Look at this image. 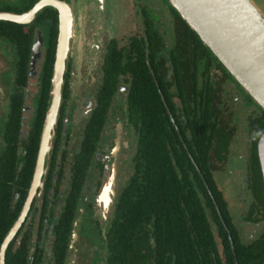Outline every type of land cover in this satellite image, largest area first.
<instances>
[{"label":"flooded vegetation","instance_id":"flooded-vegetation-1","mask_svg":"<svg viewBox=\"0 0 264 264\" xmlns=\"http://www.w3.org/2000/svg\"><path fill=\"white\" fill-rule=\"evenodd\" d=\"M155 1H159L162 6H156L154 10H149V7L139 9L140 34L128 37L125 47H118L113 38L107 40L99 58L100 71L109 43L114 42L117 48L126 49L132 38L139 39L148 27L149 32L153 30L151 33L161 39L156 58L158 75L162 74V80L170 86V92L174 93L172 101L178 109L180 100L171 78L175 71L167 53L174 48V17L168 1ZM80 2L81 0H0L1 15H13L23 20V23L0 20V59L2 56L5 59L0 60V70L5 69L3 77L8 81L7 97L1 108L6 117L10 103L13 100L19 103L21 128L18 132L17 152L21 155L36 117V108L42 92L43 69L47 67L49 51L52 61L48 95L54 69L58 68L59 63L60 71L62 70L59 107L50 148L44 160V175L41 177L40 186L29 199L23 220L5 249V254L9 245L12 253L16 248L21 249V237L27 233L29 246L24 253V264H32L34 261L38 264H88V260L92 264H108L105 257L106 248L102 250L99 243L100 237L105 233L103 227L105 225L107 228L110 221L113 206L110 202L107 213L104 217L102 214L101 218L95 214V210L102 212L100 197L108 180L112 181L111 191L115 189L114 192L118 195L136 175L134 171L137 134L131 125L127 124L126 118L128 83L123 82L122 76L118 77V83L111 96L104 95L108 102L103 105L98 102L100 82L92 94L82 93V89L74 88L80 82V70L87 69L88 66L87 61L83 59H92V56L84 57L81 53L92 41L91 38L85 37L82 31V26H88L91 21L86 13L82 17L85 7L79 5ZM39 4L41 7L31 17L29 14ZM60 12L67 15L66 50L60 35V28L61 31L65 28ZM117 16L118 12H115V21ZM9 23L14 25H5ZM166 23L168 26L164 27ZM167 32L168 35H165ZM97 56L96 49L95 59ZM19 67L25 68L23 79L17 78ZM150 73L157 86L154 75ZM209 75L214 114L211 120L215 124L216 134L214 145L208 153L204 174L198 172L196 166L194 168L207 195L211 194L206 182L207 179L211 181L230 217L238 243L248 246L264 234V185L257 157V142L264 136V112L226 70L218 69L212 64ZM201 79L198 74L197 81L200 84ZM82 82L83 78L80 86ZM45 111L46 109L41 130ZM123 130L125 133L121 135ZM218 135L222 137L221 140ZM222 140L224 145V142H219ZM252 149L256 157L254 165L251 158ZM192 162L190 159V163ZM140 163L141 161L139 166ZM119 172H122L120 187L117 184L120 180ZM32 175L13 224L28 200ZM232 193L235 194V204L239 206L234 217L230 215L228 200L229 194ZM197 194L203 203L202 194L199 191ZM114 196L109 194V198ZM112 200V203L115 202V197ZM70 212L72 213L68 215ZM63 214L69 219V234L65 243L62 242L57 247L56 228ZM221 225L236 264L230 231L223 222ZM216 243L220 247L218 240ZM61 246L64 249H61ZM62 251L59 263L58 257Z\"/></svg>","mask_w":264,"mask_h":264},{"label":"trees","instance_id":"trees-1","mask_svg":"<svg viewBox=\"0 0 264 264\" xmlns=\"http://www.w3.org/2000/svg\"><path fill=\"white\" fill-rule=\"evenodd\" d=\"M170 10L175 23L174 48L167 53L175 71L171 78L180 108L177 109L172 101L174 93L170 92V86L162 80V74L158 75L157 48L162 42L151 33L153 30L149 32L146 27L143 35L139 39L132 38L126 49L117 48L114 42L109 43L102 61L98 102L100 105L108 102L104 95L111 96L118 77L122 76L123 82L129 86L127 124L134 129L137 139L136 175L115 196L111 218L107 228L103 227L105 233L100 237L99 245L102 250L106 248L108 264H234L229 241L221 225L223 222L230 231L236 264H264V234L248 246L240 245L220 195L208 179L206 183L211 195H207L194 168L196 166L198 172L204 174L216 134L211 120L214 114L210 66L213 64L225 70L174 9L170 7ZM5 25L11 27L14 24ZM51 61L49 51L36 117L23 145V155L17 152L21 128L19 103L16 100L10 103L6 117L2 111L0 244L18 215L31 179L49 97ZM198 74L202 78L201 84L197 81ZM16 75L23 79L25 68L19 67ZM251 158L252 165L256 164L254 149ZM198 191L202 194L203 203ZM68 234L69 219L63 214L56 228L57 247L65 243ZM20 242L21 249L16 248L13 253L11 245L8 246L4 264L25 263L29 235L23 234ZM60 248L64 249L63 246ZM62 254L63 251L58 260ZM32 264L38 263L34 261Z\"/></svg>","mask_w":264,"mask_h":264},{"label":"water","instance_id":"water-1","mask_svg":"<svg viewBox=\"0 0 264 264\" xmlns=\"http://www.w3.org/2000/svg\"><path fill=\"white\" fill-rule=\"evenodd\" d=\"M167 1L180 19L196 35L201 44L264 112V15L253 4V2L251 0ZM80 3L79 5L84 6V4ZM90 3L93 4V7L95 8V11H92L91 20L94 17H97L98 21L101 20V24L98 27L101 28V25L106 18L108 17L109 19L111 17L110 7H108L103 0H90ZM40 7L41 5L39 4L29 15L32 17ZM107 7V14H102ZM60 15L62 20L67 16L63 12H60ZM0 20L23 23L21 17L7 14H0ZM60 35L61 41L64 43L63 47L65 46L66 50L68 48V34L65 33V30L61 31L60 28ZM110 35V29L102 28V33L99 35V41H101V43L97 45L99 58L101 57L103 45ZM99 67L100 62L98 60L94 69L89 70V68H87L85 69L86 71L81 69L83 72L85 71L83 73V82L81 84L82 93H84L86 86H88L87 93L92 94L95 90V84H98L101 81ZM3 69L0 71V74H2ZM92 70H94L93 75L91 74ZM57 72L58 68L56 67L54 69L52 84L46 104L45 117L42 124L28 200L18 219L8 230L0 244V264H4L5 249L23 220L28 208L29 199L32 194H34L36 188L40 186L41 177L44 175V160L48 155L51 139L53 137V128L56 123V115L60 100L59 89L62 83V70L58 73ZM7 87L8 81L4 79L2 74L0 76V118L3 116L1 103L7 96ZM1 150L0 139V154ZM257 157L264 185V136H261L257 142ZM111 177L113 178L112 175ZM104 188L109 189L110 191V189H112V181L108 180L106 187ZM110 195L116 196L114 190L113 192H110ZM114 197L109 198L108 196L106 203L102 197H100L102 213H107L108 208L110 207L108 204L110 202V204H112V199ZM104 214L103 217L105 216ZM71 254L73 256V252Z\"/></svg>","mask_w":264,"mask_h":264},{"label":"rangeland","instance_id":"rangeland-1","mask_svg":"<svg viewBox=\"0 0 264 264\" xmlns=\"http://www.w3.org/2000/svg\"><path fill=\"white\" fill-rule=\"evenodd\" d=\"M251 1L259 9V11L264 15V0H251ZM103 2H105L107 6L110 7L111 17L109 19L108 17L106 18V20L101 25V28H98L101 24V20L98 21L97 17H94L91 20L92 11H95V8L93 7L94 5L90 3V0H84V1L81 0V3H80V4H84L83 7H85L82 10V17L86 13L87 16L89 17V20L91 21L88 24V26H82V31H83L84 36L91 38V41H92V43L89 44V47L84 48L85 51H81L84 57L92 56V59H88V58H86L85 60L83 59V61H87L86 64L88 66L86 68H89V70L94 69L97 65V61L99 60V56H97V59H95V55H96V49H97L96 46L101 43V41H99L100 40L99 35L102 33V28H107L111 30V35L109 38L110 39L113 38L116 41V44L118 47H125L127 44L128 37L133 36V35L138 36L140 34V25H139L140 17L138 15L140 13L139 9H146L149 7V10H154L156 6L158 7L162 6L159 1H155V0H117V1L103 0ZM116 6H118V8H116ZM108 7L106 8L105 12H103L102 14H107ZM115 12H118L117 21H115ZM163 12H164V15L166 16V11L164 10ZM162 20L165 21L164 18ZM167 26L168 24L166 23L164 27H167ZM165 35H168V32L165 33ZM109 38H107V40ZM107 40L105 41V44ZM105 44L103 45V48ZM101 56H102V53H101ZM80 58H83V56H80ZM0 60L2 61L5 59L2 56ZM82 70H80L81 75H80L79 84L81 83L82 76L84 75L83 73L86 71L85 69H84L85 70L84 72ZM5 73H6L5 69H3L2 74H5ZM2 74H0V76ZM78 74H79V71H78ZM91 74L92 75L94 74V70L91 71ZM99 75L101 77L100 69H99ZM76 83L78 84V82ZM79 84L75 85L74 88L82 89V86H80ZM96 86L97 84H95L94 87ZM87 92H88V86H86L84 90V93H87ZM5 99L2 101V103L5 101ZM1 124H2V117L0 118V126ZM124 133L125 131L123 130V133H121V135H123ZM126 140L127 138L125 137L124 141ZM119 175H120V180L117 182V184L120 187L121 179H122V172H119ZM236 183H238V181H236ZM228 200L230 202L229 204L230 205V215L234 217L236 215V212L239 210V206L235 204V194L233 193L231 195L229 194ZM95 214L101 218L102 214L104 213H102L99 209H97V211L95 210ZM89 258L93 259V257H89ZM87 262L88 264H92L89 260Z\"/></svg>","mask_w":264,"mask_h":264},{"label":"bare ground","instance_id":"bare-ground-1","mask_svg":"<svg viewBox=\"0 0 264 264\" xmlns=\"http://www.w3.org/2000/svg\"><path fill=\"white\" fill-rule=\"evenodd\" d=\"M66 23H67V18L66 17H64V25H65V28H64V30L67 28L66 27ZM96 26V25H95ZM97 40V39H96ZM58 72H60V63L58 64ZM57 72V73H58ZM120 150V149H119ZM114 161V160H113ZM116 165V164H115ZM106 187V186H105ZM110 191H111V189H110ZM110 191H109V189H106V188H104V190L102 191V194H101V197H102V199L104 200V202L106 203L107 202V200H108V194H110ZM75 246V245H74ZM77 252V251H76ZM76 254V253H75ZM74 257V256H73ZM77 257V256H76ZM75 260V259H74Z\"/></svg>","mask_w":264,"mask_h":264}]
</instances>
